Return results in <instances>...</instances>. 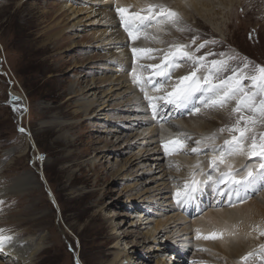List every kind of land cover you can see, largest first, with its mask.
I'll return each instance as SVG.
<instances>
[{"label": "rangeland", "instance_id": "rangeland-1", "mask_svg": "<svg viewBox=\"0 0 264 264\" xmlns=\"http://www.w3.org/2000/svg\"><path fill=\"white\" fill-rule=\"evenodd\" d=\"M116 1L0 0V187L8 186L24 175L30 176L31 180L25 183V191L7 190L5 198L0 194V227L7 228L13 241L24 240L23 246L17 245L18 250L23 249V255L32 247L27 242L33 241L36 247L41 241L38 254L31 262L27 260V264H165L167 261L172 264H254L259 256L256 252L264 251L260 247L264 245V238H260L257 230H254L255 236L244 238L247 251L241 257L229 258L220 249L214 251L207 246L194 245L198 239L192 227L193 222L202 219L208 211H220L238 204L229 206V193L225 190L217 192L216 183L209 178L203 179L200 174L203 166L210 165L211 157L215 155L209 149L222 147L224 140L239 135L228 131L236 124L238 116L247 118L253 114L247 110L239 114L233 112L235 101L224 109H214L200 106V100L194 99L188 109H183L187 110L185 114L180 112L184 115H176L181 108L171 104L158 106L156 115H151L150 107L151 117L160 122L157 125L152 123L156 128L176 123L182 130L164 140L160 133L156 140H152L147 135L149 126L141 123L139 114L133 110L135 105L129 102L132 94L128 93V85L121 77L127 76L129 83L137 85L147 107L149 102L140 85L134 82L133 70L136 74L144 72L137 75L143 81L151 78L163 84L159 91H155L157 96L159 93L167 97L174 81L165 83L164 78L156 76L155 70L149 67L161 64L164 52H153L144 58L133 56L126 32L129 44L124 48L130 50L129 57L119 64L109 58L107 52L115 43L99 39L97 34L112 27L103 25L104 16H100L98 10L114 12L119 20ZM208 1L203 4L196 1L197 6L191 5L185 13L160 2L183 12L182 15L171 9L182 18L180 25H184L179 27L184 31H177L168 23H157L160 18L157 12L147 11L150 6L164 4L152 3L138 10H133L134 5L122 8L128 9L125 16L132 12L149 14V18L156 16L147 29L163 32L161 35L175 31V35L163 39L165 46L190 45L185 50L196 56L215 53L207 56L208 67L212 60L225 58L220 53L236 57L228 60L229 71L209 77L213 84L231 76V69H243L244 58L251 62L249 68L244 69L248 75L252 74L254 66H264V0ZM193 38H196L195 44H192ZM204 41L215 43L195 52ZM180 65L172 72V78L178 75V71L184 70L187 75L193 70L191 62L181 61ZM197 76H209V73L201 68ZM242 82L251 88L250 81ZM148 85L153 91L150 84H145V88H149ZM196 96L200 94L196 93ZM259 99L258 96L257 102ZM194 105L200 106L199 112H190ZM190 119L202 121L205 131L186 122ZM239 126L243 127V122ZM221 128L225 131L220 132ZM254 131L264 133V124L257 123ZM213 136L215 139H210ZM171 137L182 140L185 147L179 154L168 156L162 143ZM197 140L201 141L200 150L193 153L191 148L197 147ZM248 143L250 141H246V146ZM159 154L165 166L161 160L155 159ZM180 156L193 160L199 158L200 166L194 165L196 162L181 165L177 160ZM260 161L258 156L248 157L240 171L252 164L254 174L259 175L264 171L259 167ZM210 170L214 172L212 167ZM42 176L47 180L60 211ZM191 178L201 182L193 193L198 198L204 196L202 201L206 205L201 211L195 207L188 209L190 199L177 203V192L183 193L184 185L193 181H189ZM201 180L213 190L204 191L207 186ZM226 183L228 186L230 181L220 184L219 188L224 189ZM263 192L264 188L255 195L249 192V198L259 199ZM224 196L228 204L222 203ZM217 198L221 199V205L214 203ZM184 236H190L192 247L181 254L179 244ZM223 240L224 237L220 241ZM166 244L171 246L168 250L164 249ZM0 252L2 259L4 253ZM195 252L207 254V259L192 258ZM249 253L253 255L243 260ZM127 255L132 258L125 260ZM76 256H79V262ZM183 256V262L175 259L182 260Z\"/></svg>", "mask_w": 264, "mask_h": 264}, {"label": "snow or ice", "instance_id": "snow-or-ice-1", "mask_svg": "<svg viewBox=\"0 0 264 264\" xmlns=\"http://www.w3.org/2000/svg\"><path fill=\"white\" fill-rule=\"evenodd\" d=\"M158 10V11H157ZM116 11L120 13L121 20L123 21L129 36L135 40L137 39L136 32L139 31L141 25L147 27L153 20H156V16L142 17L138 13L130 16H125L128 12L126 8H117ZM147 11L152 13L157 12L160 16V20H156L157 23H168L177 28V31H184L179 25L182 22V18L179 13L166 8L163 5L150 6ZM147 21V23H145ZM251 38V34H250ZM196 38H193L192 44H195ZM209 43H215V41H204L195 48V52H199L202 48H205ZM190 48V45H172L167 53L163 54L161 64L151 65L155 70V75L163 77L164 82L167 83L172 79V72L178 69L181 65V61L191 62L193 70L185 76L177 78L175 85L172 87L168 96H150L145 88V84L152 85L153 91H159L163 84L153 81L149 78L147 81H143L142 78L138 77L135 70H133L134 82L139 84L141 91L144 92L145 99L148 100L149 106L151 107L152 113L157 114L158 106L166 107L171 104L176 108L187 107L190 102L194 99L200 100V106L224 109L231 102L235 101L236 105L233 108V112L241 113L243 110L251 112L253 115L245 117L239 115L236 124L233 125L228 131L238 133L239 135H232L231 139L224 140L222 147H211L209 150L215 153L211 157L210 165L213 171H220L221 165L225 166V171L220 172V176L215 181L217 188L219 189L220 184H224L226 181H230L227 186L229 206H234V203H243L249 198V192L255 193L260 189L264 188V171L260 172L259 175L254 174V169L248 167L245 169L246 175L242 180H236L232 172V164L229 160L232 157L238 155H244L248 157L258 156L260 157L261 163L259 167L264 169V133H256L254 131L257 123L264 124V66L256 65L252 68V74L248 75L244 69H248L251 64L246 61L243 64V69H231L232 75L224 78L219 84H213L210 82L209 77L220 72L229 71L228 60L235 59L234 56H226L225 53H220L221 57H225L221 60H212L210 67L206 64L207 56L216 55L215 53H206L205 55L196 56L193 52L185 49ZM134 53L138 52H152V49H136L132 50ZM161 51V50H156ZM155 58V57H152ZM201 68H204L209 76L198 77L197 73ZM248 80L251 83V88H248L242 81ZM199 93L200 96H196ZM261 97L257 102V97ZM160 101H165L164 104H159ZM200 106L194 105L190 112H199ZM243 122L244 126L239 125ZM23 131V129H21ZM220 132H224L225 129H219ZM210 139L214 140L215 136ZM246 141L250 143L246 146ZM197 147L191 148V152L196 153L200 150L201 141L197 140ZM162 147L165 154L168 156L179 154V152L185 147L184 143L180 139H174L162 143ZM211 179V177H209ZM201 182L193 180L191 185L186 183L184 185L183 193L177 192V203L187 202L192 198V194L197 190L196 185ZM231 185H237L238 187H231ZM223 194V193H220ZM234 197V199H233ZM260 236H264V229L257 227L256 229ZM197 239H200L199 229H197ZM235 235V233H230ZM222 236V234H221ZM204 239H216L217 234L211 236H205ZM12 237L6 235L5 229H0V246H3L11 242ZM264 250V245L260 246ZM261 256L264 257V251ZM253 253H249L243 257V260H247Z\"/></svg>", "mask_w": 264, "mask_h": 264}, {"label": "bare ground", "instance_id": "bare-ground-1", "mask_svg": "<svg viewBox=\"0 0 264 264\" xmlns=\"http://www.w3.org/2000/svg\"><path fill=\"white\" fill-rule=\"evenodd\" d=\"M16 1V0H15ZM23 1V0H22ZM114 1V0H113ZM150 1V0H148ZM153 2L150 3H145L144 0H130L128 2L122 1V0H117L116 3V7L118 6L119 8H122V6H127V5H134L135 9L133 10H138L139 7L141 6H147L150 5L152 3H159V4H170L174 7H177L179 9H181L184 13L187 11V9H189L191 7V5L193 6H197V3L203 4L205 2H207L208 0H188L187 2L182 3L183 0H152ZM197 1V3H196ZM226 1V0H225ZM231 1V0H230ZM94 1H91V3H93ZM160 2H164V3H160ZM209 2V1H208ZM166 5V4H164ZM163 5V6H164ZM67 6V5H66ZM168 6L170 9H175V8H171L169 5ZM88 7V6H87ZM107 7V6H106ZM202 7V6H201ZM200 8V7H199ZM81 9V8H80ZM201 9V8H200ZM91 10V9H90ZM177 11L180 12V14L183 15V12H181L178 9H175ZM198 10V9H197ZM195 10V11H197ZM113 11V10H112ZM199 11V10H198ZM197 11V12H198ZM208 11V10H207ZM94 13V12H93ZM97 13V12H96ZM200 13V12H198ZM211 13V12H210ZM98 14H101L100 16H104V20L102 21V19H99V21L102 23L104 22V26H107L108 28L111 26L112 29H106V31H102L101 34L98 33V31L96 33H98L97 35L99 39L101 38L102 40H110L111 42H114L115 45L110 49L109 52H107V55H109V58L111 57L112 60L116 63L119 64L120 62H122L121 60L126 59L129 57V53L130 50L129 49H125L124 47H127L129 42L125 36V32L123 30H125V25L123 23V21L118 20V16L117 14H114V12H110L109 10H98ZM135 14V13H134ZM93 15V14H92ZM203 15V14H202ZM98 16V18L100 17ZM106 16V17H105ZM144 16V15H143ZM214 16V15H213ZM97 17V16H96ZM205 17V15H204ZM209 19V17H207ZM206 18V19H207ZM161 19V18H160ZM184 19V18H183ZM94 21H97L95 19H93ZM214 20V18H213ZM92 22V21H91ZM214 22V21H213ZM216 22V21H215ZM98 23V22H97ZM146 23V22H145ZM94 24V23H93ZM100 24V23H99ZM121 24V27H120ZM102 25V26H103ZM168 25V24H167ZM184 25V23L182 24ZM180 25V27L182 26ZM217 25V24H215ZM169 26V25H168ZM218 26V25H217ZM216 26V27H217ZM110 27V28H111ZM219 27V26H218ZM171 28V27H170ZM103 30V29H102ZM105 30V28H104ZM146 30V31H145ZM101 31V30H100ZM128 32V31H127ZM95 33V32H94ZM125 33V34H124ZM160 31H152V29H147L146 27H144L143 25L140 26L139 31L136 32L137 35L141 36L142 40H140L139 42L136 43H130L131 44V48H136V49H152V52H147V51H143V53L145 55H149L153 52H157L156 50H161L158 51L159 53H165L167 51L164 50H170L167 49V47L172 46L167 45L166 44H162L163 39H167L169 36L171 35H175L176 32L173 31V33H171L170 35H161ZM93 34V33H92ZM144 35V37H143ZM149 35H151V37H148ZM109 37V38H107ZM145 39V40H144ZM144 40V42H142ZM102 43V42H101ZM108 43V42H107ZM111 44V43H110ZM103 45V44H101ZM108 48V47H107ZM193 51V47L191 48ZM190 49V50H191ZM108 57V56H107ZM158 58V57H157ZM122 64V63H121ZM153 65V64H152ZM114 70V69H113ZM179 72V73H178ZM178 75H176L174 78L171 79V82L174 81V85L177 81L178 77L181 76H185L186 73L185 71H178ZM124 81H126L127 85H128V93L132 94V96L130 95L129 97V102L131 101L132 104L135 105V107L133 108L134 111L137 112L138 118L140 119L141 123L143 122L144 124H146V126H149L147 128L148 133L147 135H149V137L152 140H156V135L157 134H163L161 136V138H166L168 137V135L172 134V133H176L182 130H179L178 125L175 123V125L173 124H166V125H162L159 126L158 128H156L153 124L157 125V122H155V118L153 119L151 117V115H154L151 112H148V108H150V106L147 107L145 101L143 100L142 95L140 94V92L137 91V85L135 87L134 83L132 84L129 83V79L127 76H122L121 77ZM113 79H111L112 81ZM114 81V80H113ZM119 81V80H118ZM123 81H121L122 83ZM119 83V85L121 84ZM147 85V84H146ZM125 86V85H124ZM149 86V85H148ZM96 89V88H95ZM120 89V86H119ZM123 89V88H122ZM141 89V88H140ZM150 89V86L149 88ZM127 90V89H125ZM124 90V91H125ZM139 93H137V92ZM150 91V90H149ZM142 92V91H141ZM82 93V92H81ZM144 93V92H143ZM155 94V91H150L148 93V95L153 96ZM157 94V93H156ZM155 94V95H156ZM162 94V93H161ZM157 96V95H156ZM158 96H161L158 93ZM163 96V95H162ZM147 100V99H146ZM194 101V100H193ZM192 101V102H193ZM161 102V101H160ZM163 102V101H162ZM192 102H190L188 105L192 104ZM133 105V106H134ZM185 107H181L180 111H177L175 114L176 115H184L186 113V111H184ZM187 108V107H186ZM189 108V107H188ZM187 108V109H188ZM180 109V108H179ZM132 110V111H133ZM178 110V109H177ZM165 111V108L164 110ZM183 112L184 114H181L180 112ZM135 112V113H136ZM174 112V111H173ZM151 113V115H150ZM136 114V115H137ZM159 115V114H158ZM137 117V116H136ZM150 117L152 119H150ZM159 118V116L157 117ZM186 122H191V125L193 127H198L199 130H204V124L202 121H200L199 119H190V120H186ZM222 122V121H221ZM140 123V124H141ZM185 124V123H183ZM143 125V124H142ZM136 128V127H135ZM145 129V128H144ZM182 129V127H181ZM146 129L143 130L144 132L147 131ZM207 130V129H206ZM142 131V130H140ZM143 132V133H144ZM146 133V132H145ZM208 133V132H207ZM142 135V132H141ZM144 135V134H143ZM146 136V135H145ZM161 139V140H162ZM175 138H170L168 141L174 140ZM148 140V139H147ZM164 140V139H163ZM162 140V141H163ZM167 140V139H166ZM165 140V141H166ZM164 142V141H163ZM151 143V142H150ZM155 149H157L155 147ZM160 149V147H159ZM160 151V150H159ZM158 154V152H157ZM156 156V155H155ZM143 157V156H142ZM140 158V157H139ZM155 158V157H154ZM156 160H162L161 155L159 154L156 158ZM248 156H235L232 157L229 162L232 164V172L238 173V174H233L234 178L236 180H242L243 177L246 175V171H240V169H242V166L247 162ZM178 161H180L181 165H193V162H196L194 165L196 166H200V162H199V158L196 159H189L187 157H183L180 156L179 158H177ZM139 161V159H138ZM159 163H161L159 161ZM144 164V162H143ZM162 164V163H161ZM160 164V166H161ZM164 164V162H163ZM139 165V164H138ZM142 165V164H141ZM163 166V165H162ZM165 166V164H164ZM203 166V164H202ZM252 164H248V167H251ZM139 167V166H138ZM142 167V166H141ZM211 165H204L202 168V173L200 175L202 176H208L211 177V180L213 181V183H215V181L217 180V178L219 177V173L214 171L211 172L210 170ZM158 170V169H157ZM225 166L222 165V169L220 170V172L225 171ZM29 175V174H28ZM30 176H23L20 177L16 180H14V182H11L8 186L6 187H0V194H4V198L6 197V191L7 190H12V191H16V193L18 192H22L25 191L24 186H26L25 183H29L31 180H29ZM208 177H203V179L208 178ZM45 178V177H44ZM28 180V181H27ZM194 180L193 178L189 179V181ZM191 185V183H189ZM231 187H233V185H231ZM11 191V192H12ZM52 192V190H51ZM251 192V191H250ZM53 193V192H52ZM252 193V192H251ZM251 193H249V197L251 196ZM54 196V194H53ZM203 196V195H201ZM261 197V198H260ZM259 199H254V197L252 199L248 198L246 199L247 201L244 203H238L235 207L232 208H227V209H221L220 211H208L207 213L204 214V217L200 220H196L193 222L192 227H193V231L195 232V236L197 237L198 233H197V229H199V235H200V240L198 239L195 243H193L196 246H207L208 248L214 250V251H218L220 249V251L225 255H227L229 258H233L235 256L241 257L246 251H247V242L245 241V237H253L254 235V230L256 231L257 226H262L264 227V192L260 194ZM201 198V197H200ZM55 199V197H54ZM234 199V197H233ZM191 200H198V195L193 194ZM57 202V201H56ZM21 203V202H20ZM173 206V205H172ZM198 207H200V205H198ZM147 220L149 219V217H146V215L144 216ZM144 218V219H145ZM145 219V220H146ZM168 220V219H167ZM166 220V221H167ZM162 222L165 220H161ZM169 221V220H168ZM148 223V222H147ZM164 225V224H163ZM168 225V224H167ZM161 226V225H160ZM6 227V226H5ZM190 227V226H189ZM188 227V228H189ZM1 229H5L6 230V235H9L10 232L7 230V228L4 227H0ZM159 228V227H158ZM187 228V229H188ZM157 232V231H156ZM217 234V238L216 239H204L203 237L205 236H211L212 234ZM230 233H235V235H230ZM153 234V233H152ZM222 234V236H221ZM244 236V237H243ZM185 237V236H184ZM190 237V236H189ZM189 237H185V239H181V243L179 244L180 247H182V249H180V253H186V251L188 250L189 247H192V240L189 239ZM225 238V240L220 241L221 238ZM24 238V237H23ZM260 238H264V236H260ZM190 240V243H189ZM210 240V241H208ZM41 241L38 243V246H33L34 242H27V244L29 246H32L28 253L26 255L22 254V250H18L17 249V245H24L25 242L24 240H20L17 241H12L10 243H7L3 246H0L1 251L4 253L2 256H4L0 262V264H27V260H29L30 262L33 260L34 256L38 254L39 252V248H40V244ZM216 244H220L218 246H216ZM157 246V245H156ZM164 246V245H163ZM162 246V247H163ZM16 247V248H15ZM160 247V246H159ZM171 246L169 244H166L164 246L165 250H168ZM179 247V248H180ZM20 248V246H19ZM27 248V247H26ZM158 248V247H157ZM173 248V247H172ZM203 248V247H202ZM162 249V248H161ZM27 250V249H26ZM179 251V250H178ZM157 252V251H156ZM164 252V251H163ZM257 251L256 253L259 255L257 257V260L255 261L254 264H264V257L261 256V252ZM1 253V252H0ZM24 253V252H23ZM162 253V252H161ZM2 254V253H1ZM160 254V253H159ZM158 254V255H159ZM166 254V253H165ZM160 256V255H159ZM164 256V255H163ZM177 257V256H176ZM186 257V256H185ZM132 257L128 256L125 257V260H130ZM183 259H178L175 258L177 261H181L183 262L184 256L182 257ZM192 258H196L200 261L207 259V254L203 253V252H195L192 256ZM210 259V258H209ZM122 260V259H121ZM117 261V260H116ZM167 261V260H166ZM118 262V261H117ZM179 263V262H178ZM165 264H172V262H166ZM175 264V263H173Z\"/></svg>", "mask_w": 264, "mask_h": 264}, {"label": "water", "instance_id": "water-1", "mask_svg": "<svg viewBox=\"0 0 264 264\" xmlns=\"http://www.w3.org/2000/svg\"><path fill=\"white\" fill-rule=\"evenodd\" d=\"M42 180H43V183H44L46 189L48 190V193H49V195H50L52 201L54 202L55 206L58 208V211H60V210H59V207H58V204H57V202H56V199H54L53 193L51 192V189H50V187H49V185H48V183H47V180L44 178V176H42ZM76 260H77V262H79V256H76ZM78 264H79V263H78Z\"/></svg>", "mask_w": 264, "mask_h": 264}]
</instances>
